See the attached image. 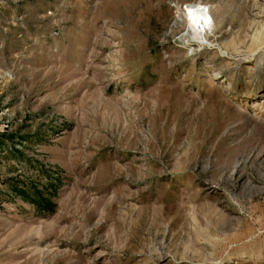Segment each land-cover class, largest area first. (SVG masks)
<instances>
[{
  "label": "rangeland",
  "instance_id": "374dc122",
  "mask_svg": "<svg viewBox=\"0 0 264 264\" xmlns=\"http://www.w3.org/2000/svg\"><path fill=\"white\" fill-rule=\"evenodd\" d=\"M0 264H264V0H0Z\"/></svg>",
  "mask_w": 264,
  "mask_h": 264
},
{
  "label": "trees",
  "instance_id": "16d2710c",
  "mask_svg": "<svg viewBox=\"0 0 264 264\" xmlns=\"http://www.w3.org/2000/svg\"><path fill=\"white\" fill-rule=\"evenodd\" d=\"M15 196H18L26 201L31 202L40 213L52 212L56 207V203L52 199V195L56 194L58 186L55 183H50L45 187V190L34 187L32 191L19 186L12 188Z\"/></svg>",
  "mask_w": 264,
  "mask_h": 264
},
{
  "label": "bare ground",
  "instance_id": "6f19581e",
  "mask_svg": "<svg viewBox=\"0 0 264 264\" xmlns=\"http://www.w3.org/2000/svg\"><path fill=\"white\" fill-rule=\"evenodd\" d=\"M187 7L192 16L193 28L201 32H206L209 28H211L213 20L208 9H206L204 6L198 7L195 5H188Z\"/></svg>",
  "mask_w": 264,
  "mask_h": 264
}]
</instances>
